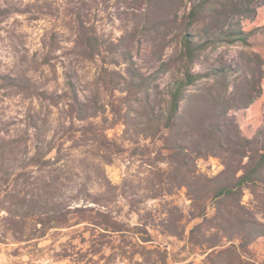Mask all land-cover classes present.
I'll use <instances>...</instances> for the list:
<instances>
[{
	"label": "trees",
	"instance_id": "obj_1",
	"mask_svg": "<svg viewBox=\"0 0 264 264\" xmlns=\"http://www.w3.org/2000/svg\"><path fill=\"white\" fill-rule=\"evenodd\" d=\"M181 1L149 0L140 26L150 37L146 60L126 34L105 43L87 32L81 59L102 62L92 87L82 90L69 69L61 95L37 98L61 105L53 128L33 108L14 132L1 130L0 243L19 244L13 253L81 229L90 254H100L97 264H170L172 238L204 264H264L250 256V245L264 237V128L249 137L235 115L261 94L264 60L249 50L254 31L243 23L264 0H187L182 14L173 12ZM218 47L234 52L213 56ZM0 81V88L25 87L9 74ZM117 123L123 140L149 141L132 149L148 167L136 185L114 184L105 172L126 151L107 135ZM210 157L222 164L215 175L198 167ZM182 188L187 208L171 199ZM73 239L59 243L57 259L80 261Z\"/></svg>",
	"mask_w": 264,
	"mask_h": 264
},
{
	"label": "rangeland",
	"instance_id": "obj_2",
	"mask_svg": "<svg viewBox=\"0 0 264 264\" xmlns=\"http://www.w3.org/2000/svg\"><path fill=\"white\" fill-rule=\"evenodd\" d=\"M148 4L149 0H0V76L9 74L20 77L25 85L22 89L13 86L0 88V134L3 130L14 132L33 108L46 114L48 124L53 128L61 105L48 106V100L37 98L42 97L41 92L61 95L65 89V72L69 69L77 71L82 90L87 91L92 87L102 62L100 57L93 61L81 59L83 55L79 52L78 43L87 32L96 34L105 43L117 41L126 34V42L132 47L133 53L139 54L140 49L138 59L146 60L150 37L140 30V26L145 13L151 9ZM179 4L177 9L174 4L172 11L179 10V14H182L187 0H182ZM243 25L245 29L254 31L248 39L249 50L258 53L264 60V5L258 8L253 21L248 19ZM170 39L172 34L166 38ZM171 48V45L168 46L166 52L169 53ZM220 51H224L225 56H232L234 48L218 47L211 54L215 56ZM260 84L261 94L249 106H252V111H248V107L235 112L242 132L249 137L264 128V75ZM122 130L121 123L107 130V135L115 138L126 151L105 165V172L114 184H121L126 179L136 185L148 167L138 155L132 154V149L148 144L149 141L133 143L123 140ZM153 155L151 153V157ZM198 167L204 173L215 175L222 169V164L218 158L210 157L199 159ZM185 192V188H182L171 197L182 208H187L190 202ZM250 199L249 190H245L243 202L248 204ZM157 202L150 200L148 206ZM125 210L126 207L122 212ZM131 218L135 221L134 216ZM73 236L74 244L77 245L73 256L81 258L80 261L57 259L55 254L60 250L59 243ZM83 238L88 239L89 233L81 229L71 233L66 231L64 234H49L36 246L20 247L17 253L13 251L19 244L0 243V264H97L95 260L99 259L100 254L91 255L92 251L88 249L87 243L81 241ZM104 240H107L106 237ZM171 240L174 244L167 248L170 264H204V256H186L183 241L174 238ZM110 252L106 249L102 253L108 255ZM250 256L264 261V237L250 245ZM104 261L105 259H101L99 264ZM109 264L112 263L109 261ZM114 264L126 263L115 259Z\"/></svg>",
	"mask_w": 264,
	"mask_h": 264
},
{
	"label": "crops",
	"instance_id": "obj_3",
	"mask_svg": "<svg viewBox=\"0 0 264 264\" xmlns=\"http://www.w3.org/2000/svg\"><path fill=\"white\" fill-rule=\"evenodd\" d=\"M252 109H253V108H252V106H251V107H249V110H248V111H252Z\"/></svg>",
	"mask_w": 264,
	"mask_h": 264
}]
</instances>
